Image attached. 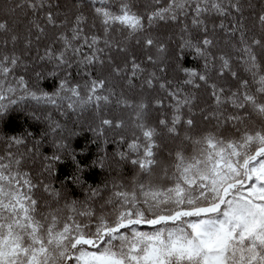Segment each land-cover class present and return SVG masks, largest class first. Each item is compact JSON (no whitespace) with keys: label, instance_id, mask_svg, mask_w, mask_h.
<instances>
[{"label":"trees","instance_id":"trees-1","mask_svg":"<svg viewBox=\"0 0 264 264\" xmlns=\"http://www.w3.org/2000/svg\"><path fill=\"white\" fill-rule=\"evenodd\" d=\"M263 166L264 0H0V264L128 262L157 237L191 264L187 221Z\"/></svg>","mask_w":264,"mask_h":264},{"label":"rangeland","instance_id":"rangeland-1","mask_svg":"<svg viewBox=\"0 0 264 264\" xmlns=\"http://www.w3.org/2000/svg\"><path fill=\"white\" fill-rule=\"evenodd\" d=\"M237 173L232 162L221 165L215 170L210 190L218 193ZM252 175L253 183L229 193L218 210L187 221L192 239L181 251L188 255L191 264H225L232 240L249 239L264 245V166L255 168ZM161 241L160 237L153 238L143 252L135 247L128 262L112 254L82 249L79 264H164Z\"/></svg>","mask_w":264,"mask_h":264}]
</instances>
